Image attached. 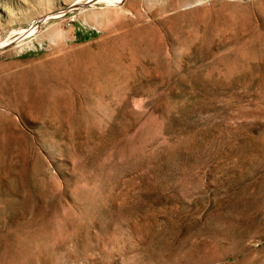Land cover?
Segmentation results:
<instances>
[{
    "label": "rangeland",
    "instance_id": "374dc122",
    "mask_svg": "<svg viewBox=\"0 0 264 264\" xmlns=\"http://www.w3.org/2000/svg\"><path fill=\"white\" fill-rule=\"evenodd\" d=\"M11 37L0 264H264V0H0Z\"/></svg>",
    "mask_w": 264,
    "mask_h": 264
},
{
    "label": "bare ground",
    "instance_id": "6f19581e",
    "mask_svg": "<svg viewBox=\"0 0 264 264\" xmlns=\"http://www.w3.org/2000/svg\"><path fill=\"white\" fill-rule=\"evenodd\" d=\"M118 1H120V0H111V2H118ZM74 8V7H73ZM56 14V13H55ZM54 16V15H53ZM49 17V16H48ZM51 17V16H50ZM43 19H45V17L44 18H38V19H36V20H34L33 22H32V24L30 25V27L28 28V29H25L26 31H23V30H20L19 32H18V34L20 35V38L25 34V33H29L30 32V30L32 29H34V28H36V26L43 20ZM12 34V33H11ZM13 35V34H12ZM17 35V34H16ZM15 36V35H14ZM17 37V36H16ZM15 37V38H16ZM18 40V39H17ZM16 41V39H12V37L11 38H9L8 39V41L6 42V43H4V44H0V49H2L3 50V48H5V47H7V46H10L11 44H13V42H15ZM1 51V50H0Z\"/></svg>",
    "mask_w": 264,
    "mask_h": 264
}]
</instances>
